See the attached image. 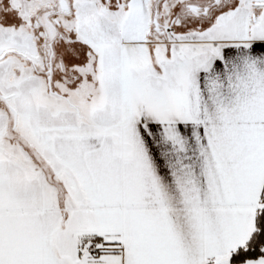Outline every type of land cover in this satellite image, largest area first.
<instances>
[{"label":"snow or ice","instance_id":"1","mask_svg":"<svg viewBox=\"0 0 264 264\" xmlns=\"http://www.w3.org/2000/svg\"><path fill=\"white\" fill-rule=\"evenodd\" d=\"M0 264H264V0H0Z\"/></svg>","mask_w":264,"mask_h":264}]
</instances>
